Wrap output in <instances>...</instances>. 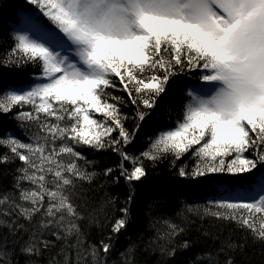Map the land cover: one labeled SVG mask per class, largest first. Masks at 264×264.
<instances>
[{"label":"snow or ice","instance_id":"6c2138e0","mask_svg":"<svg viewBox=\"0 0 264 264\" xmlns=\"http://www.w3.org/2000/svg\"><path fill=\"white\" fill-rule=\"evenodd\" d=\"M27 4L0 55V67L37 69L26 85L0 87V115L11 116L23 135L0 136V164L18 162L11 187L0 189V264H21V257L39 264L46 253L47 264H138L131 242L110 260L130 223L134 184L147 177L146 163L175 167L185 155L195 162L179 167L181 177L246 179L235 192L221 187L226 196L153 220L145 250L168 259L190 250L188 214L234 224L264 244V172L253 174L264 165V0ZM194 72L181 103L169 105L166 123L145 138L147 147L128 151L170 80ZM84 149L111 151L119 163L97 172ZM100 175L113 184L123 180L129 195L123 207L109 196L85 215L78 190ZM84 221L101 228L95 242ZM244 246L230 235L187 264H235L229 253Z\"/></svg>","mask_w":264,"mask_h":264},{"label":"trees","instance_id":"16d2710c","mask_svg":"<svg viewBox=\"0 0 264 264\" xmlns=\"http://www.w3.org/2000/svg\"><path fill=\"white\" fill-rule=\"evenodd\" d=\"M21 6H27V0H0V55L9 48L11 41L9 34L14 23L17 21V13ZM32 66L24 68L7 69L0 67V87L7 83H17L15 76L25 71H36ZM198 72L190 76L179 74L173 77L168 86L167 92L160 98L159 107L153 111L150 117L141 125L133 144L128 146V151L139 153L147 147L146 137L155 131V125L166 123L165 112L169 105H179L183 99L185 84L192 82V78L198 76ZM117 95H125L116 92ZM124 112L131 116L134 108L131 105L124 107ZM126 126L131 129L133 122L127 121ZM11 131L23 138L22 132L17 128L16 122L9 115H0V136ZM3 151V149H0ZM85 156L95 161V171L102 172L104 168L113 167L119 163V157L111 151L94 152L84 149ZM194 160L188 155L182 157L175 167L171 166L168 160H164L153 166L146 163L147 177L134 184V196L130 205V223L127 229L120 234L115 242V248L111 253L110 260H118V253L131 242L137 244L136 259L138 264H187L194 253L215 252L219 247L220 240L231 235L237 242L245 243L242 249H237L233 255L235 264H264V244L254 243L247 234L235 227L234 224L222 223L212 217H199L195 214H188L186 223L185 238L194 241V246L186 252H177L172 259L161 257L160 253L145 250V245L155 235V230L150 227L153 220L158 217H176L186 205H204L210 199H206L204 194L203 181L207 178L191 179L178 175L181 165H187L191 169ZM18 163V162H17ZM17 163L0 164V189H8L12 185L13 171ZM129 166V165H126ZM259 167V166H258ZM92 170V169H90ZM210 176L233 177L228 174H213ZM208 176V177H210ZM129 189L121 180L119 184H113L111 178L100 175L91 184H84L83 190H78L76 202L83 204L88 212L94 208L98 209L101 202L109 196L117 197L116 207H123V201L128 197ZM111 212V208L107 209ZM117 216L120 213H115ZM101 219L103 217L101 216ZM179 222V221H178ZM84 231L88 234L87 239L95 242L101 233V228L95 224L88 225L84 221ZM104 235H108V230L104 229ZM48 253L38 258L39 264H47ZM223 260V256L220 257ZM23 264V257H21Z\"/></svg>","mask_w":264,"mask_h":264},{"label":"rangeland","instance_id":"374dc122","mask_svg":"<svg viewBox=\"0 0 264 264\" xmlns=\"http://www.w3.org/2000/svg\"><path fill=\"white\" fill-rule=\"evenodd\" d=\"M194 83V82H193ZM204 183H203V187H207V185H206V183H205V181H203ZM222 187L223 186H226V185H221ZM222 196H225V195H222Z\"/></svg>","mask_w":264,"mask_h":264},{"label":"bare ground","instance_id":"6f19581e","mask_svg":"<svg viewBox=\"0 0 264 264\" xmlns=\"http://www.w3.org/2000/svg\"><path fill=\"white\" fill-rule=\"evenodd\" d=\"M208 191H211V189L210 188H206Z\"/></svg>","mask_w":264,"mask_h":264}]
</instances>
